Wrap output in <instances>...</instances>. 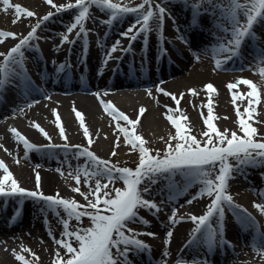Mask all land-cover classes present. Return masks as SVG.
Returning <instances> with one entry per match:
<instances>
[{"label":"bare ground","instance_id":"bare-ground-1","mask_svg":"<svg viewBox=\"0 0 264 264\" xmlns=\"http://www.w3.org/2000/svg\"><path fill=\"white\" fill-rule=\"evenodd\" d=\"M120 1L124 0H113V3ZM68 3L74 4L75 0H53L55 5ZM156 4H160L166 9L162 27H158L157 21L152 20L149 22L151 30L147 33L141 32L132 41L130 36L140 28L139 24L128 36H124L122 33H125L130 25L135 23L137 16L134 17V13L122 14L112 20L106 10L92 6L90 18L85 22L86 35L81 33L77 37L79 26L71 33L67 31L74 22V8L58 12L46 0H9L8 5L2 3L0 31L12 32L17 35L16 38H0L2 39L0 53L4 54L0 55V67L3 66L8 51L27 36L37 23V19H41L49 12L54 13L37 30V39L31 41L30 46L22 49L23 69L19 66L22 76H16L6 85H0V115L4 118L0 123V150H3L0 160L6 163L21 187L37 190L36 174L39 173L41 178L39 190L45 195L59 193L62 198L77 200L76 192L72 190L70 184L62 181V176L58 173L63 162L62 159L56 157H61L63 150H69L76 146L81 148L82 145L89 146V138L85 136L83 126L80 124L81 129H76L73 123L70 113L74 112L75 114L74 109L84 115L85 125L88 127L92 140L90 147L96 144L99 153H112L116 151V148H119L120 143L112 140L106 141V132L112 131L113 126L127 127L130 132H133L132 127L125 121L116 120L105 110L104 105L107 102H111L132 120H137L139 116L134 133L141 136L145 142L167 140L172 128L175 129V127L166 118V115L180 118L186 129L188 127L185 120L195 124L198 120L205 121L208 117L209 98L212 100V107H216V114H219L220 117L219 121L232 120L231 116L226 114L230 108H242L241 114L247 112L248 93L251 90L246 85L229 90L227 84L230 82L225 83L226 76L223 73L214 71L213 76L198 75L189 76L185 80H170V76H182L187 67L186 64L194 56L204 64L213 65L214 68L225 67L224 55L226 53L220 52V46H215L209 40V37H212L214 33L212 31L214 25L211 26L204 14L200 13L198 18L197 14L186 12L182 6L173 8L166 3L156 2L152 5L154 11ZM14 5H21L36 15L27 17L22 14L17 17ZM120 5L127 6L126 3ZM13 21L17 22L13 23ZM202 26L204 31L200 29ZM154 29L158 30L156 37L153 33ZM65 34L68 35V40L71 43H62V37ZM163 37V44L166 45L167 50H164L163 45L159 42ZM213 37L217 38V35L215 34ZM117 41H119L118 45ZM113 45H117L115 52L111 51ZM157 48L159 49L158 53ZM242 57L248 59L252 64H258L257 60L248 58L244 54ZM218 59L221 60L219 66L216 63ZM39 63L41 68L38 67ZM61 64L65 65L64 70L58 71ZM133 64H137L136 69ZM167 64L170 66L169 70L166 69ZM100 72L102 75L98 74ZM2 76L3 74L0 73V78ZM85 81H88L89 84H85ZM209 83L213 84L217 91L207 90L205 86ZM147 84L157 85V94H154L152 99L149 98L147 92L140 90ZM193 89L195 94L190 91ZM29 91L32 93L28 94ZM79 91H85V93L82 94ZM165 93L174 94L177 99H180L178 110L172 97ZM182 93L183 97L181 98ZM233 93H237L241 97L236 101V104L232 102ZM4 103L7 105L6 108H4ZM252 107L253 109L260 107L263 110L262 115H264L263 96L259 95V103L254 100ZM141 108L146 110L143 114H140ZM169 108L173 111H168ZM57 114L60 116L67 139L60 135L56 121ZM253 114L259 119L261 118L255 109ZM36 123L48 133L50 139L46 138L34 126ZM12 128L17 129L30 143L38 146L36 149H26L23 145L26 152L32 151L31 154L24 155L27 165L17 167L16 155L19 153L20 144H23V141H20L10 131ZM53 129H57L58 134H55ZM6 131H9L10 135L6 134ZM13 138L16 139V145L12 142ZM70 143V146H66ZM117 144L119 146H116ZM92 150L90 148L91 152ZM0 170L3 172L2 169ZM0 178H2L1 175ZM90 196L89 199H91ZM251 196L241 192L236 194V200L249 206L252 218L261 221L264 228V214L254 207V204H263L264 198ZM194 197L193 199L188 196L182 197L180 203L169 206V209H172L185 203V207L182 206L175 214V223L169 219L173 214H168L170 211H163V208L162 213H157L153 209L146 210L149 215L153 216L151 219L141 216L150 222L148 224L142 221L129 223L130 227L128 228L136 230L137 238L150 246L144 251H131L129 253L130 264H151L149 257L152 258L153 264H189L187 262L194 257L183 254L182 249L190 242L180 249L186 236H190L194 231V228L189 227L188 222H194L191 218L193 215L199 217L206 214L212 201L204 196ZM17 199L25 200V204L16 205ZM189 200L192 202L188 203ZM81 201L86 200L82 197ZM15 206L16 211L19 207L24 210L22 219H17L13 224L5 223L2 220L5 212L17 216L14 212ZM47 209L46 202L32 197L0 198V232L5 229L2 235L3 242H0V264H22L16 259V254L24 255L29 264H54L57 251L64 259L68 258L65 250L57 245L52 238L55 237L54 234L47 230L41 220L42 210L47 211ZM164 221H166V226L162 228L159 222ZM173 224L174 226H171L169 230L166 228ZM10 227L20 228V235L26 236L29 241L19 243L18 237L10 232ZM169 231L172 232L170 238L167 236ZM139 233H155V236ZM126 234L130 235L131 233ZM227 234L231 235L232 231L227 230ZM61 238L62 234H59L55 239ZM174 242L179 243L178 248L173 246ZM229 243L230 248L235 252L239 250L237 242ZM73 246H76V243L73 242ZM243 246L246 247L245 244ZM25 249H30V251H25ZM149 252L153 254L149 255ZM157 256H163L166 259L157 260ZM223 261L218 257L214 263L221 264Z\"/></svg>","mask_w":264,"mask_h":264},{"label":"snow or ice","instance_id":"snow-or-ice-1","mask_svg":"<svg viewBox=\"0 0 264 264\" xmlns=\"http://www.w3.org/2000/svg\"><path fill=\"white\" fill-rule=\"evenodd\" d=\"M46 2L57 9V11L71 10L73 8L78 9V14L74 16V22L68 27V33H71L79 26L77 37L84 33L86 35L85 22L90 18V8L92 6H99L103 10L111 12V19L115 20L122 14L139 13L134 24L130 25L124 36H128L133 32L136 25L139 24L140 28L136 33L130 36V40L134 41L141 32H149V22L156 20L158 27H162L164 21V15L166 9L160 4H156L154 11L152 8L155 0H142L137 7L121 6L118 3H113V0H75V3H68L66 5H55L53 0H46ZM203 2V0H202ZM212 0H208L211 3ZM5 5L9 4V0H3ZM228 8H224L221 5V10L229 13L230 18L235 21V24L231 30L233 39L227 41L226 45H221L219 51L227 53L225 62L230 60L234 55L239 53V49L246 37H254L255 33L252 31L254 23L258 18L264 16V0H245L241 3L240 0H227ZM145 5L148 8L145 10ZM195 7H199L196 5ZM17 17L26 15L27 17H34L36 13L24 8L21 5H14ZM238 13H242L246 17V23H241L238 18ZM54 13L49 12L37 21L35 26L31 28V31L23 39L19 41L14 47H12L7 55L2 67H0V73L3 74L0 78V85H6L12 78L21 75L17 73L14 67L11 65H19L23 69V51L22 49L30 46L31 41L37 39V30L41 28V25L48 21ZM17 21H13L16 23ZM227 32L228 30L225 29ZM16 33L0 31V38L12 37L16 38ZM2 42V39H0ZM63 42H70L68 35L65 34L62 37ZM119 41H117V45ZM117 45H113L111 51L115 52ZM0 55H4L0 53ZM19 57V58H17ZM111 58V57H109ZM198 58V57H197ZM217 66L221 64V60L216 61ZM65 65L61 64L58 71H63ZM264 74V69H261ZM102 75V72L98 73ZM247 84L250 86L251 91L248 93L249 106L246 109L248 119L253 115V102L259 103V94L256 85L247 79H241L238 82H231L227 84L229 90L237 89L238 84ZM206 89L210 92L217 91L213 84L209 83ZM161 91H163L161 89ZM195 94V90H190ZM99 95V94H98ZM169 95L175 101V104L180 105V99H177L174 94L165 93ZM183 93L181 94V98ZM241 99L237 93L232 94V102L236 104V101ZM105 110L109 114L113 115L116 120H123L133 129L130 132L127 127H120L119 131L126 137V143L133 147H138L140 158L138 165L135 169L128 167H117L110 164L109 161L102 160L97 157L88 148H83L80 152V156H87L95 162V170L90 171L85 166L84 176L86 182L91 177H98L95 180L94 188L90 187V191L82 192L80 187L72 189L79 193L87 201L86 205H81L75 199H68L60 197L59 193L55 196L45 195L39 190L40 187V175L36 174L37 190H28L19 185V182L14 178L12 172L3 160H0V169L3 170L4 175L0 178V195L4 196H21L32 197L35 199L43 200L48 205L49 209L55 210V214L59 216L60 207L65 211L68 219L62 220L63 228L65 231L62 233V238L56 240L52 237L57 245H60L68 255L67 259L60 256L59 251L56 253V259L54 264H130L129 253L133 250L140 252L150 248L144 241L137 238L138 233L135 229L128 228L127 225L130 222L137 220L142 221L145 224L150 223L142 217L138 216V210L145 208L147 210L156 209L158 212L160 209L156 203L144 199V194H147L150 189L145 186L143 189L140 185L148 180L152 184L157 183V175L175 176L177 174L183 175L185 173L190 174L194 178H197L198 182L202 185L200 195L206 194L209 197L214 195L211 204L208 206L207 212L204 215L196 217L193 215L191 218L197 221L198 227L196 232H200L201 228L205 229V243L211 248L217 245H223L227 243L224 239L223 232H218L216 228L212 226L211 219L214 215L218 217V221L222 222L224 217V207H239L233 204V197L228 194L229 179L234 178L233 172L239 171L240 165L247 163H254L256 160L264 159V142H258L253 137L257 134V128L253 127L248 119H245L243 114L240 113L239 107L236 108L237 115L239 117V128L243 132V137L238 136L236 131H231L229 136V130L225 129L220 131L213 123V107L212 100L209 98L207 108L208 117L204 121L207 127V131L202 133L201 139H197L195 135L188 134L185 125L180 118L174 115H166V118L175 127V136L171 137L167 144V148L163 155L159 151L155 155L150 154L149 148L145 147V140L134 134L135 127L139 121L130 119L124 112L117 109L111 102L105 103ZM167 107V106H166ZM75 111V115L78 118L80 124L83 126L84 134L88 137L89 146L92 140L89 136L88 127L85 125L84 115ZM146 110L140 109V114H143ZM168 111H173L171 108ZM186 119V118H185ZM57 126L59 128L60 135L67 139L65 136V129L61 122L60 116L56 115ZM46 138L50 139L48 133L40 127L38 123L34 125ZM23 141L26 149H36L38 146L30 143L26 137H24L17 129L12 128L10 130ZM171 140L176 142L173 144ZM55 147V145H52ZM116 146H119L118 144ZM79 147V146H76ZM112 155H116L115 151ZM229 157L235 159L236 164L229 163ZM19 163V161H17ZM219 165V171L216 173V166ZM119 174L118 176L116 174ZM215 174L214 179L211 178ZM106 177L108 183H101L100 178ZM80 174L77 173L75 180L77 185L80 183ZM115 179L123 181L124 188H116L113 191L109 190V183H114ZM10 182V190L5 191V184ZM93 196L94 199L90 200L89 196ZM192 201L189 200L188 203ZM254 207L260 210L264 214V204H254ZM83 209V210H81ZM245 212L247 210H244ZM19 214V210H17ZM82 217H88L91 221V226L84 228H76L75 230H69V221L75 218L78 222ZM172 223H175V209L173 210V216L169 218ZM126 233H131L126 234ZM150 236H155V233H139ZM167 236L170 238L172 232L169 231ZM76 246H73V240ZM115 249V252L113 251ZM15 252V250H13ZM30 251V249H25ZM35 255V254H33ZM16 259L21 261L22 264H29V261L24 255L16 254Z\"/></svg>","mask_w":264,"mask_h":264},{"label":"rangeland","instance_id":"rangeland-1","mask_svg":"<svg viewBox=\"0 0 264 264\" xmlns=\"http://www.w3.org/2000/svg\"><path fill=\"white\" fill-rule=\"evenodd\" d=\"M142 0H124L118 2L119 4L126 3L128 7H137ZM156 3H166L167 5L172 6L173 8H179L182 6L186 12L189 13H195L197 14L198 18L201 14H204L208 20L211 23V26H213L212 31L214 32L212 34V37H209V40L214 44L215 46H221V45H226L227 41L233 39L231 30L235 24V21L230 18V15L226 11L221 10V5H223L224 8H228L229 5L227 3V0H212L211 3H208V0H155ZM241 3H244L245 0H240ZM3 3V0H0V7ZM198 5L199 7H195ZM123 6V5H121ZM100 8L99 6H97ZM145 10L147 5L144 6ZM75 9V8H74ZM74 15L78 14V9L74 10ZM107 15L110 17L111 12L106 10ZM134 17L138 16L139 13L133 12ZM199 14V15H198ZM238 18L241 23H246V17L242 13H238ZM40 19H37V21ZM203 31L205 30L204 27L202 26ZM225 29L228 31L226 32ZM252 31L255 33L254 37H246L244 39V42L242 43L241 48L239 49L240 55H246L247 57L253 58L254 60H257L259 64L255 65L250 63L248 60H241L237 66H234L235 68L233 70H230L229 68L223 69V70H218L219 72H222L225 76L226 82H238L241 79H247L251 80L257 87L258 94L263 96L264 98V74H262L261 69H264V16L258 18L257 22L254 23ZM158 30L154 29L153 33H155V37L157 36ZM217 35V38L213 37ZM143 38V36H141ZM257 38V40L255 39ZM163 38H161L159 41L165 50H167L166 45L163 44ZM159 48V47H158ZM158 48L156 50H158ZM241 52V53H240ZM228 54L226 53L224 57H226ZM211 64H204L201 61H199L198 58L195 56L192 57V60L186 64V68L184 71V74L182 76H170V80L172 81H178V80H185L189 76H213L214 69L210 66ZM11 67H14L17 71L19 72V65H11ZM202 67V69H200ZM196 74V75H195ZM242 85H246L249 90H251L250 86L247 84H238V87H241ZM142 92H147L149 98H153L154 94H157V85L155 84H147L144 85L140 88ZM236 106V105H235ZM237 108V107H236ZM236 108H230L228 111L229 116H231L232 120L229 121L228 119L224 122L221 120L219 121V114H216V107H213V112L212 115L214 117L213 123L217 126V128L220 131H224L225 129L229 130V136L231 131H236L238 136L243 137V132L240 131L239 128V117L236 112ZM258 113L259 116L261 117L260 119L256 115H252L251 119H248L247 112L243 114L245 119H248V122L255 128H257V134L253 137L258 142H264V115H262L263 110H261L260 107H255L254 108ZM240 113L242 112V108L239 107ZM73 119V123L76 127V129H81L80 123L75 116L74 112L70 113ZM209 115V113L207 112ZM262 115V116H261ZM193 118V117H192ZM3 119H0V123H2ZM185 123L187 125V131L188 134L195 135L197 139H201L202 133L204 131H207L206 124L204 123L203 120H198L197 123H189L185 120ZM199 124V125H197ZM52 128V127H51ZM53 132L58 134L57 129H53ZM176 130L172 128L171 134H169V137L167 140L164 141H156V140H151L145 143V147L149 148L150 154L155 155L157 151L163 155L167 148V144L170 141L171 137L175 136ZM6 134L10 135L9 131L5 132ZM135 134V133H134ZM107 140L108 142L116 141L120 143L119 148H116V155H112L110 152L106 153H99L96 144L92 145L91 147L88 145H82V147H73L70 148L69 150H64V154L60 157L62 159V165L60 166V170H58V173L62 176V181L70 184L71 188L74 189L77 186L80 187L82 192H89L91 185L92 188L95 186V180L98 177H91L88 182H86L85 176H84V171H85V166L90 171L95 170V162L92 160H89V158H78L77 155L78 153L83 149V148H88L90 151V148L92 152L99 157L102 160L109 161L110 164L116 165L117 167H128L131 169H135L138 165L139 158H140V153L138 147H133L132 145H129L126 143V137L125 135L119 131V129L116 126H113L112 131H107ZM136 135V134H135ZM12 140L13 144L16 145V139L13 138ZM171 142L174 144L176 141L171 140ZM24 144H20V151L16 155V158L18 159L19 163L18 166H24L27 165V162L25 161V154H31L32 151L26 152V150L23 148ZM70 144H66V146H70ZM102 145V144H101ZM1 146V144H0ZM3 149V148H2ZM80 150V151H79ZM97 151V152H96ZM0 154L3 155V150H0ZM78 158V162L76 163V160ZM76 163V164H75ZM229 163L235 165L236 161L234 158L229 157ZM75 164V165H72ZM72 165V166H71ZM1 171V170H0ZM216 173L219 171V165L217 164L216 166ZM79 172L80 174V183L77 185L75 177L77 173ZM0 175L3 176V172H0ZM117 176L119 175L118 173L116 174ZM232 176L234 178L229 179L228 184H229V189H228V194H230L233 197V204L238 205L239 207H224V217L223 220L225 221L226 225L229 230L233 231L231 235V239L234 241H239L241 239L244 240H251L253 239V227H246L249 234L244 233L243 231V221H252L250 218V214L252 211L250 210V207L247 205H243L239 203L236 200V194H240L241 192H245L249 195L256 196V197H264V159H257L256 162L254 163H247L240 165L239 171L233 172ZM215 174L211 177L214 179ZM157 183L152 184L150 181L145 180L141 185L140 188L143 189V187L147 186L150 191L147 194H144V199L148 197L147 200L153 201L157 203L156 205L159 206L162 202L164 203H170L173 204L176 201H179L181 197H191L194 198L204 196L208 197L211 200L214 199V195L212 197L207 196L206 194L200 195V190L202 185L198 182L197 178H194L188 173H185L183 175L177 174L175 176H167V175H157L156 177ZM178 178V183L180 184L177 185V181H175ZM101 183H108V180L106 177L100 178ZM193 185H195L193 187ZM125 185L122 180L120 179H115L114 178V183H109V190L113 191L116 188H124ZM5 188H10V183L8 182L5 184ZM75 192V191H74ZM47 195L55 196L50 193H47ZM114 195V191H113ZM81 196L79 193L76 192V201L79 202L81 205H86L87 201H81ZM91 199H94L93 196H90ZM163 204V203H162ZM183 207H185V203H183ZM264 204V203H263ZM182 206H177L176 208H172L168 211V214H173V210L175 209V214L182 208ZM243 207V208H242ZM59 211V216L55 214V210L47 209V211L42 210L41 213V220L45 224V227L47 230H49L51 233L54 234L55 238L59 235L62 234L65 229L63 228L62 220L68 219L65 211L63 210L62 207L57 209ZM83 210V209H81ZM147 209L145 208H140L138 210V215L144 216L147 219L148 218H153L152 215H149L146 211ZM244 210H247L245 212ZM234 211L237 213L235 214ZM249 212V213H248ZM211 219L212 226H214L217 231L220 229L217 228L216 220L218 218ZM214 220V222H213ZM139 222V220H137ZM189 227L195 228L198 224L197 221H189ZM159 224L162 225V228L166 226V221L164 222H159ZM168 224V223H167ZM69 230H75L76 228H84V227H89L91 226V221L88 217H82L81 221L78 222L75 218L70 219L69 221ZM173 227V225H169L166 228L169 230L170 227ZM127 227H130V224L127 225ZM227 228V229H228ZM189 229V228H187ZM15 236L18 237V242L23 243L29 241V239L26 236H21V230L20 228L13 229L11 231ZM188 236V235H187ZM186 236V237H187ZM243 237V238H242ZM74 241V238H71ZM178 241V240H177ZM195 246L189 251L190 253L185 255H192L194 258L191 259L187 263L191 264H216L214 263L216 258L213 256H210L212 253L210 251L208 252L206 248L208 247L205 243V229L202 228L200 233L198 234V237L195 239ZM18 243V245H19ZM242 244V242H239ZM256 248L255 249H250L249 246L244 249V252H242L239 255L236 254H228L230 258H232V261L230 262L229 260H224L221 264H264V243L261 244L260 241L256 240ZM173 246L175 248H178L179 243L174 242ZM115 252V249H113ZM152 255L153 253L149 252V255ZM134 255V254H131ZM155 255V254H154ZM198 255V256H195ZM157 260L166 259L163 256H157ZM150 263L153 264L152 258L149 257Z\"/></svg>","mask_w":264,"mask_h":264}]
</instances>
